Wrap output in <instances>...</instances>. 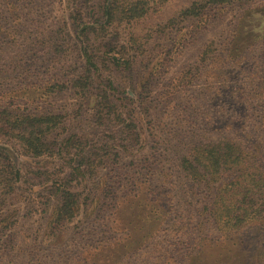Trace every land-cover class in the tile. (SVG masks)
I'll return each mask as SVG.
<instances>
[{"label":"rangeland","instance_id":"1","mask_svg":"<svg viewBox=\"0 0 264 264\" xmlns=\"http://www.w3.org/2000/svg\"><path fill=\"white\" fill-rule=\"evenodd\" d=\"M99 1L76 0L79 23L74 0H0V264H264V186L221 231L210 215L220 181H191L181 167L194 144L233 139L264 172V0H118L141 11L99 41L129 61L103 72L115 83L107 119L96 90L71 86L82 48L99 44L86 33L102 23ZM21 115L55 124L19 125ZM134 125L139 142L125 148ZM19 136L49 149L33 154ZM79 155L97 162L92 178ZM66 189L78 209L56 221Z\"/></svg>","mask_w":264,"mask_h":264},{"label":"trees","instance_id":"2","mask_svg":"<svg viewBox=\"0 0 264 264\" xmlns=\"http://www.w3.org/2000/svg\"><path fill=\"white\" fill-rule=\"evenodd\" d=\"M224 0H217L218 3H222ZM103 0L99 1L97 14L100 12L95 20L100 21L97 27L87 28V35L93 34V39L88 38L87 41H102L106 39L108 35V27L114 23L116 18L123 19L125 17H132V15L141 11L135 5L125 4L123 1L112 0L108 8L102 4ZM76 6L78 5L76 0L73 2ZM75 15L72 17L74 22L79 23L83 20V10L78 7L75 9ZM104 17L106 19H104ZM109 45L107 42L97 44L96 46L85 45L82 48L83 51V67L81 73L73 80L72 87L79 89L80 91H86L89 89L96 90L95 93L89 98L93 104V109L98 118H110L111 115L115 114L116 102L113 100L114 81L112 78L103 79V72L107 70V74L113 75L109 68L116 66V68H123L129 65L128 60H121L113 56L110 53ZM101 50H103L101 52ZM131 58V57H130ZM133 60V59H131ZM155 71V67L150 69V72L143 74V80L136 81L135 91L136 95L140 97V92L144 89V85H147L150 79V75L153 76L152 72ZM189 72L179 77V82L188 79ZM141 83V84H140ZM55 84L45 85L43 90L40 92L43 96L52 93L54 91ZM117 87H122L120 83H116ZM125 86L123 87V89ZM110 89H112L110 91ZM133 90V89H132ZM37 91V90H35ZM132 92V91H131ZM126 94V90L124 89ZM134 94V92H133ZM38 95V93H37ZM127 95V94H126ZM91 98L93 100H91ZM130 115V114H129ZM9 117V116H8ZM26 123V126H33L35 124L44 123L45 125H54L55 116L49 115H21L19 125ZM18 124V123H17ZM135 126V127H134ZM130 129L128 135V142L124 144L129 149L133 148L132 143L135 145L139 142V134L136 130V125ZM135 129V130H134ZM21 141H24L23 147L27 151H31L33 154H40L49 149L48 144L42 141L38 136L34 137H18ZM130 144V145H128ZM242 141H235L233 139L221 142H209L208 144L196 143L190 147L187 155L181 162V167L185 172V176L194 182H207L208 184L220 181L219 188L215 194L214 200L212 201V208L210 215L215 217L217 225L221 231H226L230 227L235 226L242 221L239 215L234 213L237 210H241L244 205V199L248 197V194L254 189H261L264 186V172H258L257 161L251 159L249 153L243 149ZM117 155V154H116ZM115 155L117 159L118 155ZM78 168L82 176L86 174L92 178L94 175L95 165L93 161L84 160V155H79ZM96 161L95 158H93ZM100 164L104 163V159L98 161ZM75 168V171H78ZM60 204L54 210L55 219L58 220H70L78 209L79 199L76 193L66 189L63 190L60 200ZM243 219H245L243 217ZM54 221V220H53ZM155 228L158 227L154 224ZM154 228V229H155ZM153 230V226L150 227ZM226 229V230H225ZM149 234V233H148Z\"/></svg>","mask_w":264,"mask_h":264}]
</instances>
